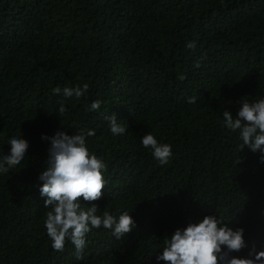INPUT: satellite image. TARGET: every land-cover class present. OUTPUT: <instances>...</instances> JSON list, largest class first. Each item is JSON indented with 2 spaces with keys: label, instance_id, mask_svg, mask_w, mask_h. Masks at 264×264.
<instances>
[{
  "label": "trees",
  "instance_id": "obj_1",
  "mask_svg": "<svg viewBox=\"0 0 264 264\" xmlns=\"http://www.w3.org/2000/svg\"><path fill=\"white\" fill-rule=\"evenodd\" d=\"M85 83L80 98L53 93ZM260 99L264 0H0V160L12 137L29 143L0 173V264H165L163 241L206 215L244 229L247 246L231 256L261 250L262 154L240 151L239 132L222 126L225 109ZM112 113L124 134L111 133ZM58 130L95 131L86 144L106 165L96 214L136 223L121 239L92 228L79 260L70 240L53 249L39 191L41 137ZM147 133L171 146L167 164L142 145Z\"/></svg>",
  "mask_w": 264,
  "mask_h": 264
},
{
  "label": "clouds",
  "instance_id": "obj_2",
  "mask_svg": "<svg viewBox=\"0 0 264 264\" xmlns=\"http://www.w3.org/2000/svg\"><path fill=\"white\" fill-rule=\"evenodd\" d=\"M194 48V42L187 44ZM185 77L180 76L183 80ZM89 85L83 87H56L54 94L65 98L82 97ZM195 103V97L188 98ZM102 101L93 100L89 111H98ZM241 107L235 116L230 110L223 111V127L232 132H239L242 141L240 151L247 146L252 152H260L264 162V99L249 102L240 100ZM59 114L66 108L61 103ZM110 131L114 135L124 134L126 128L118 123L115 113L105 116ZM94 130H82L79 134H68L58 130L54 135L42 134V139L49 141L46 167L39 173L38 179L43 183L39 191L44 198V207L50 210L46 214L45 226L48 237L55 251L63 252L65 242L70 240L74 245L76 258L82 259L86 245V235L92 228L111 230L116 239H121L136 228V223L128 212L119 215L118 219L107 211L97 215L98 201L105 189L106 180L103 172L105 163L92 154L86 144V137L94 136ZM142 145L152 150V155L161 165L169 162L172 156L171 146L158 143L155 136L147 133L141 137ZM10 152L0 160V173H7L10 168L21 163L29 143L21 137H12L9 141ZM81 198L90 205L81 207ZM85 204V203H84ZM161 254L156 259L165 264H264V242L261 250L255 245L249 250L248 257L231 256L245 248L244 229H233L215 215H206L199 222L188 223L183 229L177 228L171 237L164 241ZM254 257V258H252Z\"/></svg>",
  "mask_w": 264,
  "mask_h": 264
}]
</instances>
